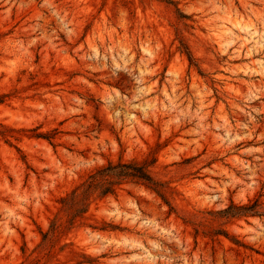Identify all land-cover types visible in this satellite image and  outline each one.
<instances>
[{
  "label": "rangeland",
  "instance_id": "rangeland-1",
  "mask_svg": "<svg viewBox=\"0 0 264 264\" xmlns=\"http://www.w3.org/2000/svg\"><path fill=\"white\" fill-rule=\"evenodd\" d=\"M0 93V264H264V0H0ZM132 159L172 210L125 182L36 248L60 196Z\"/></svg>",
  "mask_w": 264,
  "mask_h": 264
},
{
  "label": "trees",
  "instance_id": "trees-1",
  "mask_svg": "<svg viewBox=\"0 0 264 264\" xmlns=\"http://www.w3.org/2000/svg\"><path fill=\"white\" fill-rule=\"evenodd\" d=\"M189 62L192 63V57L189 52H186ZM6 93H0V104L4 102ZM1 127V126H0ZM7 129H0V134H5ZM55 133H41L36 132L35 137L44 138L50 140ZM153 160L138 161L135 159L127 161H107L90 171L84 178L76 183L69 191L58 198V209L50 220L47 230H41V242L37 244V247L46 249V246L50 244L54 238L58 228L64 223V226L71 228L75 223L84 218L88 212L91 204L100 198L115 195L118 187L125 182H135L146 185L152 191H154L161 200L169 205L166 197V186L164 182L154 178L148 170V166ZM257 200L247 204H235L231 202L226 208L220 210L219 213L227 217L235 216H248L263 214L259 211ZM170 210L173 209L169 205ZM65 217V219H63ZM63 219V220H62ZM111 228L116 226L110 224L107 225ZM215 234H221L227 236V232L223 229L215 231ZM235 243L239 241L234 239ZM24 252V248H22ZM49 252V251H48ZM89 263L91 260L79 261V263Z\"/></svg>",
  "mask_w": 264,
  "mask_h": 264
},
{
  "label": "bare ground",
  "instance_id": "bare-ground-1",
  "mask_svg": "<svg viewBox=\"0 0 264 264\" xmlns=\"http://www.w3.org/2000/svg\"><path fill=\"white\" fill-rule=\"evenodd\" d=\"M240 30H243L246 32L247 26L238 25L237 26ZM258 67L262 70L263 64L261 62L258 63Z\"/></svg>",
  "mask_w": 264,
  "mask_h": 264
}]
</instances>
